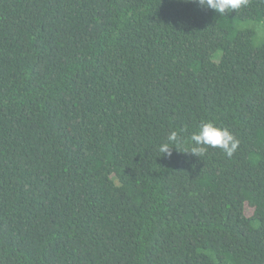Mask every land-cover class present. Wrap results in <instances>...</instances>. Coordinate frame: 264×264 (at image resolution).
I'll list each match as a JSON object with an SVG mask.
<instances>
[{"label":"trees","instance_id":"1","mask_svg":"<svg viewBox=\"0 0 264 264\" xmlns=\"http://www.w3.org/2000/svg\"><path fill=\"white\" fill-rule=\"evenodd\" d=\"M0 264H264V0H0Z\"/></svg>","mask_w":264,"mask_h":264},{"label":"clouds","instance_id":"2","mask_svg":"<svg viewBox=\"0 0 264 264\" xmlns=\"http://www.w3.org/2000/svg\"><path fill=\"white\" fill-rule=\"evenodd\" d=\"M187 2L196 3L201 9H210L219 16H225L227 13L246 7L249 0H187ZM181 143H183L182 134L172 130L157 146V150L160 155L171 157L172 149L177 150L176 145ZM239 144L240 141L226 128L217 126L211 121H204L199 124L197 131L191 134L189 149L185 153L200 158L209 148H218L227 158H231L237 152Z\"/></svg>","mask_w":264,"mask_h":264},{"label":"rangeland","instance_id":"3","mask_svg":"<svg viewBox=\"0 0 264 264\" xmlns=\"http://www.w3.org/2000/svg\"><path fill=\"white\" fill-rule=\"evenodd\" d=\"M260 25V24H259ZM241 27H253L256 30V33L253 37V44L257 45L261 42L263 38V32L257 27V24L254 21H244L240 23Z\"/></svg>","mask_w":264,"mask_h":264}]
</instances>
